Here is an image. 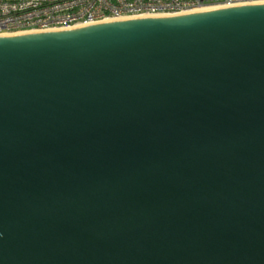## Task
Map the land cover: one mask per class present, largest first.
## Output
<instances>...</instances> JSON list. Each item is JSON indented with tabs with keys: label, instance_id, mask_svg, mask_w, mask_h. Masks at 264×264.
I'll use <instances>...</instances> for the list:
<instances>
[{
	"label": "water",
	"instance_id": "1",
	"mask_svg": "<svg viewBox=\"0 0 264 264\" xmlns=\"http://www.w3.org/2000/svg\"><path fill=\"white\" fill-rule=\"evenodd\" d=\"M0 264H264V3L0 36Z\"/></svg>",
	"mask_w": 264,
	"mask_h": 264
},
{
	"label": "built area",
	"instance_id": "2",
	"mask_svg": "<svg viewBox=\"0 0 264 264\" xmlns=\"http://www.w3.org/2000/svg\"><path fill=\"white\" fill-rule=\"evenodd\" d=\"M257 2L264 0H0V35Z\"/></svg>",
	"mask_w": 264,
	"mask_h": 264
},
{
	"label": "bare ground",
	"instance_id": "3",
	"mask_svg": "<svg viewBox=\"0 0 264 264\" xmlns=\"http://www.w3.org/2000/svg\"><path fill=\"white\" fill-rule=\"evenodd\" d=\"M257 3H264V2H257ZM254 4V3H253ZM235 6V5H234ZM238 6V5H236ZM217 8H221V7H211V8H205V9H199V10H193V11H189V12H183V13H179V14H185V13H191V12H195V11H204V10H211V9H217ZM179 14H175V15H179ZM154 16H169V15H146V16H139V17H154ZM131 18H138V17H125V18H116V19H111V20H105V21H101V22H106V21H115V20H124V19H131ZM100 23V22H97ZM95 24V23H92ZM90 25V24H87ZM81 26H86V25H81ZM79 26H74L71 28H76V27H81ZM54 30H61V29H54ZM27 32H23V33H16V34H11V35H17V34H25ZM10 35V34H9ZM3 36V35H0Z\"/></svg>",
	"mask_w": 264,
	"mask_h": 264
}]
</instances>
